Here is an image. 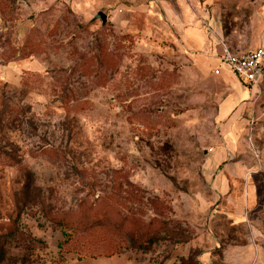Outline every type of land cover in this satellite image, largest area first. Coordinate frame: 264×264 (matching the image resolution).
<instances>
[{
  "label": "rangeland",
  "instance_id": "374dc122",
  "mask_svg": "<svg viewBox=\"0 0 264 264\" xmlns=\"http://www.w3.org/2000/svg\"><path fill=\"white\" fill-rule=\"evenodd\" d=\"M98 11L104 25L89 23ZM185 16L202 49L182 42ZM221 43L264 49V0H0V264H221L214 223L250 242L264 92L244 94L226 202L207 152L232 85L193 60L217 58ZM57 218L103 225L62 245L71 231Z\"/></svg>",
  "mask_w": 264,
  "mask_h": 264
},
{
  "label": "crops",
  "instance_id": "0c3cea01",
  "mask_svg": "<svg viewBox=\"0 0 264 264\" xmlns=\"http://www.w3.org/2000/svg\"><path fill=\"white\" fill-rule=\"evenodd\" d=\"M191 20L193 21V18H187V16H185L178 27L180 28L182 42L185 46L199 50L204 47L203 33L198 27L188 26V23ZM218 46L220 50L217 58L211 59L208 62L203 61L200 57H197V59L193 57V60L199 69H207L212 73L215 69L220 68V73L218 75H221L224 72L230 80L229 83L232 85V88L229 90L230 86L223 83L229 92L218 102V110L215 120V126L220 135L219 142H223L224 147L228 150L226 152L224 148L220 147V143L216 142V150L214 149L215 147H212L207 152V154H213V164L221 168L220 175L217 177L216 181H214L215 188H217L218 193L222 195V199L224 197H226L225 200L228 199L226 200L227 202L230 201L229 198H227L230 191V179L231 177H236L239 174V169H241L240 163L236 166L229 163L235 161L230 150L235 148L236 141L241 135L240 130L247 124V120L242 118V113L246 109L244 104V102H246L244 100V94L248 93L249 97L250 93L254 94V91L243 88L237 77L227 66L220 62L219 56L222 47L221 44H218ZM229 74L232 78L229 77ZM216 140H218V138ZM226 155L230 156L227 158ZM226 159L227 161H225ZM254 173L255 170H248L244 175H256ZM262 178H264V175ZM260 180L261 181H258L256 178L253 179L250 188L247 184V193L248 191L250 193L251 207L249 206L250 216L247 217L249 233L247 232L248 234L246 236H251L250 242L253 246L249 240L241 243L238 242L237 232H225L222 228H219L216 223H214L216 236L213 238L212 235L208 234V239L212 242L209 250L219 251V254L221 255V264H264V179ZM242 207L243 206H239V209H237L234 214L244 215ZM235 215L227 214L224 218L218 220H224L229 228L236 230V226L241 221L237 220V218L234 217ZM251 247L256 250V257L254 258L252 252H250ZM207 253L209 254V252Z\"/></svg>",
  "mask_w": 264,
  "mask_h": 264
},
{
  "label": "built area",
  "instance_id": "2783aa9c",
  "mask_svg": "<svg viewBox=\"0 0 264 264\" xmlns=\"http://www.w3.org/2000/svg\"><path fill=\"white\" fill-rule=\"evenodd\" d=\"M219 60L237 77L241 86L254 91L258 97L264 92V49L257 48L251 52L242 54L234 53L221 43ZM215 75L220 73V68L213 71Z\"/></svg>",
  "mask_w": 264,
  "mask_h": 264
},
{
  "label": "trees",
  "instance_id": "16d2710c",
  "mask_svg": "<svg viewBox=\"0 0 264 264\" xmlns=\"http://www.w3.org/2000/svg\"><path fill=\"white\" fill-rule=\"evenodd\" d=\"M229 50L234 53H240L231 48H229ZM55 223L57 224V226L61 227L63 230L65 229L66 231H71V234L63 231V236H65L66 239L64 240V242L61 243L62 245L66 244L69 240H73L74 238L73 235H80V234L88 233L92 229L103 225L100 219H95V218H92L89 220H82L78 222H70V221L57 218V221ZM111 229L114 233H116L117 236L121 235L123 231L122 225L117 222L116 223L113 222ZM129 240H130V243L137 244V240L132 239V238H130ZM151 242H155L153 237H149L146 240V243H151ZM61 244L59 245V247L61 246ZM78 260H80V257L78 258Z\"/></svg>",
  "mask_w": 264,
  "mask_h": 264
},
{
  "label": "water",
  "instance_id": "95a60500",
  "mask_svg": "<svg viewBox=\"0 0 264 264\" xmlns=\"http://www.w3.org/2000/svg\"><path fill=\"white\" fill-rule=\"evenodd\" d=\"M96 20H100L101 25H104L107 22V15L103 13L102 11H98L89 21V23H92Z\"/></svg>",
  "mask_w": 264,
  "mask_h": 264
}]
</instances>
